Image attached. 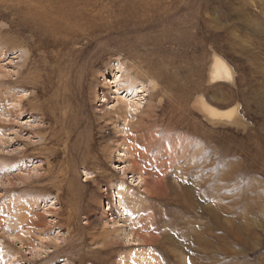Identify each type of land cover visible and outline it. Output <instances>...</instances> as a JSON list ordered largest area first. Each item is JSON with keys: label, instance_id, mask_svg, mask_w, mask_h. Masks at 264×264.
Returning a JSON list of instances; mask_svg holds the SVG:
<instances>
[{"label": "rangeland", "instance_id": "1", "mask_svg": "<svg viewBox=\"0 0 264 264\" xmlns=\"http://www.w3.org/2000/svg\"><path fill=\"white\" fill-rule=\"evenodd\" d=\"M66 1L0 0V264H264V0Z\"/></svg>", "mask_w": 264, "mask_h": 264}, {"label": "bare ground", "instance_id": "2", "mask_svg": "<svg viewBox=\"0 0 264 264\" xmlns=\"http://www.w3.org/2000/svg\"><path fill=\"white\" fill-rule=\"evenodd\" d=\"M68 1V0H67ZM66 1V2H67ZM70 2V1H69ZM75 3V2H73ZM68 4V2H67ZM67 6V5H65ZM69 7V6H67ZM67 9V8H66ZM70 10V9H69ZM40 13H34L33 16H39ZM47 18V16H43V17H40L42 18L43 20H45V18ZM62 20H65L67 21L68 19H70V16L68 15H65V14H62L61 18ZM49 19H47L48 21ZM66 24V23H65ZM64 24V26H65ZM84 29V28H83ZM82 29V30H83ZM67 30V29H66ZM70 29L68 28V31ZM77 32V31H76ZM79 32V31H78ZM82 32V31H80ZM71 37V36H70ZM81 37V36H80ZM73 38V37H72ZM70 40V39H69ZM75 43H77L75 41ZM74 44V43H73ZM81 56V55H80ZM89 62V61H88ZM84 66V65H83ZM88 67V66H87ZM115 73V72H114ZM113 73V69L109 72L106 73V75H109L111 76ZM113 77V76H112ZM231 77V74H230V70L229 68L223 63L221 62L220 60L218 59H215L210 67V78L212 81H226V80H229V78ZM114 78L116 79V76H114ZM107 80V79H106ZM114 80V79H113ZM114 81H117V80H114ZM130 81V80H129ZM113 84V83H112ZM121 85V84H120ZM130 85H131V82H130ZM129 85V86H130ZM136 86V85H135ZM124 87V86H123ZM133 87V85L131 86ZM141 88V86H140ZM117 89V88H116ZM136 89V88H135ZM138 89V88H137ZM140 89H138L139 91ZM135 91V90H134ZM132 92V91H131ZM134 93V92H133ZM140 93V92H139ZM113 95V94H112ZM102 96V95H101ZM115 96V95H113ZM103 99H106L105 98V95L102 96ZM128 98V97H127ZM124 97H118L116 96L115 99H116V104H114L112 106V111H116L117 112L119 110H122L124 107L125 111L127 112V110L129 111H136V107L138 106V102L137 101H132V99H127ZM201 102V106L202 108L204 109V111L206 112V114L210 117V118H213V119H218V118H224L226 115L225 113L223 112H220V111H217L215 108L207 105L203 100H200ZM152 109V108H151ZM138 112V111H137ZM123 115H124V111L122 112ZM119 114V112H118ZM114 115V114H113ZM120 115V114H119ZM122 115V117H123ZM128 115V114H126ZM121 117V116H120ZM131 117V116H130ZM129 117V118H130ZM119 119H122V118H119ZM127 120V119H126ZM137 121V120H136ZM135 121V122H136ZM138 122V121H137ZM136 122V123H137ZM140 122V121H139ZM132 125V124H130ZM127 131V130H125ZM128 136H126L124 138V143H126V140H127ZM130 139V138H128ZM122 141V140H121ZM133 141V140H132ZM123 145V144H122ZM125 147V146H124ZM134 149V148H133ZM122 151V150H121ZM137 151V150H136ZM119 156V155H118ZM121 156L125 157L126 154H122ZM122 157V158H123ZM124 159V158H123ZM151 189V188H150ZM244 191V189H243ZM240 194V192H239ZM246 194V191H244L243 193H241V196H245ZM247 205L246 207L248 208V210L250 211L251 208L253 207V203L254 201L252 199H249L247 200ZM210 205V204H209ZM226 211V210H225ZM206 214H207V221L203 222V223H200L198 224V228L195 229L194 228V225L192 226H188L187 229H184L185 226L187 225V222L189 223V221L187 219H177L179 222H175V224L171 225L173 226L172 227V231H176L177 233V236L180 237V239L184 242L188 241V246L185 247V249L189 248L192 250V247H197L199 248V250L201 252H203V255L204 256H207L206 258L209 257L210 254H213V250L215 249V251H217L216 247H214V245L218 242L220 243H223L225 245H229L231 244V241H235V242H240L245 248L247 247H250L251 243H254L256 241V236L254 235L255 233H253L249 227H247L246 231L243 230V225L240 226V225H236L235 223H233L232 220L229 219V222H230V226H227L224 224V222L218 218V215L217 213L219 212L218 210H216V205H212L211 208H208V210L205 211ZM249 213L245 210V213L244 214H239V216L241 218H243L244 220L246 219L247 215ZM145 218V217H144ZM225 218V217H224ZM143 219V218H142ZM184 222V223H183ZM216 231H220L222 233L221 236H217V233ZM246 232V233H245ZM244 234H246V236H244ZM138 236V235H137ZM141 236V235H140ZM167 239L168 240H173L170 235L167 233L166 235ZM148 238V237H147ZM155 238V237H154ZM152 240V239H151ZM154 241V240H152ZM216 244V245H220V247H217L219 251H225V253H229V249L227 248H224L222 244ZM214 248V249H213ZM194 251V250H193ZM217 253L215 252V256ZM209 259V258H208ZM207 259V260H208ZM129 264V263H128Z\"/></svg>", "mask_w": 264, "mask_h": 264}]
</instances>
